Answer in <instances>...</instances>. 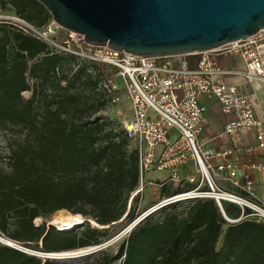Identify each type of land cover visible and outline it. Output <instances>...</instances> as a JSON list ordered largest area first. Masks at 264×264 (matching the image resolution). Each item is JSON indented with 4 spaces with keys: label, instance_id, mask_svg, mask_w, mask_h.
Masks as SVG:
<instances>
[{
    "label": "trees",
    "instance_id": "16d2710c",
    "mask_svg": "<svg viewBox=\"0 0 264 264\" xmlns=\"http://www.w3.org/2000/svg\"><path fill=\"white\" fill-rule=\"evenodd\" d=\"M0 4H9L15 16L36 27L52 20L39 0ZM65 58L64 52L14 21L0 19V131L9 136V152L0 154V230L18 241L40 240L44 252L101 240L88 220L73 230L47 224L57 211L80 212L107 225L130 215L138 197L130 200L139 182L137 149L123 128L108 127L109 121L97 114L108 101L107 88L100 83L114 68L81 60L66 70ZM28 76L34 78L32 84ZM50 83L55 90L48 93ZM24 90L32 91L29 99ZM182 201L187 207L176 211ZM222 206L224 212L214 198L163 205L161 218H153L152 212L143 217L116 253L103 251L85 264H112L118 259L120 264H264V222L247 218L230 222L224 214L236 218L241 209L227 200ZM38 217L42 225L35 224ZM0 264L73 263L0 243Z\"/></svg>",
    "mask_w": 264,
    "mask_h": 264
},
{
    "label": "built area",
    "instance_id": "2783aa9c",
    "mask_svg": "<svg viewBox=\"0 0 264 264\" xmlns=\"http://www.w3.org/2000/svg\"><path fill=\"white\" fill-rule=\"evenodd\" d=\"M13 19L26 32L65 52L114 68L100 85L108 91L121 86L130 102L131 116L123 122V129L139 157V182L131 192L130 200L142 195L147 184L152 182L146 179L149 172L168 170L167 178L173 183L183 186L190 182L193 185L164 196L155 209L186 199L214 198L223 212V200L240 207V215L236 218L224 214L230 222L246 218L264 222V157L243 162L227 160L234 152L255 148H243L240 142V136L250 131L254 132L256 146L264 148V117L255 111L254 94L245 91L241 83L229 79L242 77L245 83L258 81L264 84V27L245 38L201 51L142 56L107 45L88 44L82 34L67 29L68 36L63 42H73L76 48L59 46L49 26L36 27L18 16ZM54 22L52 19L51 23ZM235 61L239 66H233ZM56 72L60 73L58 67ZM111 76L117 77L119 84ZM28 81L32 84L34 78L28 76ZM61 84H66L64 78ZM51 92L53 90L48 88V93ZM202 95L215 97L228 115L220 133L230 137L228 148L215 150L200 139L205 121V106L200 101ZM216 157L224 159L215 163ZM190 164L192 172L184 173ZM251 170L263 174L262 193L255 189ZM222 180L231 187H221ZM151 212L141 213L139 218Z\"/></svg>",
    "mask_w": 264,
    "mask_h": 264
},
{
    "label": "water",
    "instance_id": "95a60500",
    "mask_svg": "<svg viewBox=\"0 0 264 264\" xmlns=\"http://www.w3.org/2000/svg\"><path fill=\"white\" fill-rule=\"evenodd\" d=\"M39 1L56 23L82 34L86 43L142 56L201 51L264 27V0Z\"/></svg>",
    "mask_w": 264,
    "mask_h": 264
},
{
    "label": "rangeland",
    "instance_id": "374dc122",
    "mask_svg": "<svg viewBox=\"0 0 264 264\" xmlns=\"http://www.w3.org/2000/svg\"><path fill=\"white\" fill-rule=\"evenodd\" d=\"M15 16L14 9L7 4L6 6H2L0 4V19H7L14 21L13 17ZM52 20L47 22L43 27H47L49 23H51ZM52 30V37L57 40L58 42L57 45L59 46H70L72 49L76 48V44L73 42H63L64 40L67 39V30L63 27H60L58 24L51 26ZM55 32V33H54ZM57 50L64 52L65 59H64V65L63 68L66 70H69L71 68H75L78 66V63L82 59V56L76 55L72 52L69 51H63L61 50L60 47H55ZM77 56L78 60L73 58V56ZM102 64V63H101ZM104 66H108L106 64H103ZM233 66H239V62L235 61L233 63ZM90 69L93 71V68L90 67ZM112 78L114 77V80L116 79V82L119 84V79L115 76H111ZM101 87L104 85H100ZM49 88L52 90H55L54 85L50 83ZM243 88H246L243 86ZM248 89L250 92H252L256 96V104L259 107H264V101L261 99L260 95L257 93L256 89L254 86L251 84L248 86ZM48 92V89L46 90ZM23 96L27 99H29L32 96V91L31 90H24L22 92ZM106 96L108 98L107 103L99 109L97 114L101 115L105 120L109 121L108 127L114 128V130H120L123 128V122L131 116V109H130V102L129 99L127 98V95L123 88L121 86L116 89L115 91H106ZM207 112H210V108H207ZM209 115V113H207ZM213 119L216 121V123L221 124L222 123V117L220 114H216ZM8 135L6 133H3L0 131V154H7L9 152L8 149V144L7 142L9 141ZM158 177L154 176L153 171L149 172L146 175L147 180H151L152 182L148 183L146 186V190L143 192V194H138L137 199L132 202V213L130 215H123L121 218L111 222L110 224L104 225L103 227H100L98 225H95L91 223V221L88 222L89 226L91 228H96L97 234H101V240L99 243L96 244L97 248L95 251L92 253H78L73 256H65L62 258H53L61 261H66L70 262L73 264H85V263H90L92 262L98 255H100L103 251L109 252V253H116L120 244L123 242V240L128 236L130 231L139 223V221L142 219L139 218L141 213L152 211L153 213V218L160 219L161 215L163 214L161 207H158L155 209V205L164 197L167 195L164 194H169V193H174L177 191L178 188H188L191 187L193 184L186 182L183 187L181 185H178L177 183H173L170 186L167 185L168 182H172L169 180L166 176L160 177V179H157ZM166 182V185H162V183ZM221 187L224 188H229L231 185L225 181H220ZM166 187L169 189V191H164L166 190ZM130 202V200H129ZM129 202L127 205V208L129 206ZM187 201H182L176 204L175 210L176 211H183L187 207ZM135 205V208L133 209V206ZM78 206V205H77ZM84 208H86L88 211H92L91 207L88 204H83ZM154 208V209H153ZM65 210V209H64ZM69 211V210H65ZM57 213V212H56ZM55 213V214H56ZM54 214V215H55ZM53 215V216H54ZM52 216V217H53ZM52 217L50 219H52ZM86 217L88 218H93L90 215H87ZM50 219H48V224L50 223ZM94 219V218H93ZM43 219H40L38 221L37 218H35L34 222L35 224L42 225L44 221ZM46 222V221H45ZM47 223V222H46ZM93 224V225H92ZM84 226L80 227L76 232V237H79L81 235L80 230ZM76 228V227H74ZM73 230V228H72ZM223 236V235H222ZM222 240V238L220 239ZM13 242V245H16L18 247H21L23 250H27L28 252H37L41 253V256L46 255V253L43 250L42 243L39 240L38 242L36 241H30L24 242V241H18L15 239L10 238L7 236L5 233H3L0 230V243H5L9 244ZM222 241L217 243L216 248H220ZM81 248V247H79ZM78 249V247L76 248ZM60 252V251H59ZM121 259L113 261L112 264H120Z\"/></svg>",
    "mask_w": 264,
    "mask_h": 264
},
{
    "label": "crops",
    "instance_id": "0c3cea01",
    "mask_svg": "<svg viewBox=\"0 0 264 264\" xmlns=\"http://www.w3.org/2000/svg\"><path fill=\"white\" fill-rule=\"evenodd\" d=\"M231 81H237L241 83V86L245 91L250 92L248 89V86L251 84L254 86L256 89L257 93L260 95L261 99L264 101V84L255 81L252 83H245L242 77H232L229 78ZM252 93V92H251ZM254 106H255V111L258 116L264 117V107H259L256 104V96L254 95ZM201 103L205 106V121H204V129L200 135V139L202 142L205 143L207 147L213 148L215 150H223L225 148H228L231 145V140L230 137L227 135H220V133L223 130L225 121L228 118V115L225 114L219 102L217 99L213 96H207V95H202L200 97ZM207 108H210V112H207ZM209 113V115L207 114ZM216 114H220L222 117V123L217 124L216 121L213 119V117ZM240 142L243 145V148L246 146H254L255 148L251 151H242V152H234L230 156L227 157V160H237L239 162L243 161H249V160H261L264 157V148L256 146V139L254 132L250 131L245 134H242L240 136ZM224 158L222 157H216L214 158L215 163H219L223 161ZM192 165L190 164L189 168H185L184 173H187V171L192 172ZM154 176L158 177L157 179H160L162 176H168L169 171L168 170H161V171H153ZM241 173V172H240ZM250 175L254 181V186L255 189L257 190L258 193H262V173L257 171V170H251Z\"/></svg>",
    "mask_w": 264,
    "mask_h": 264
},
{
    "label": "bare ground",
    "instance_id": "6f19581e",
    "mask_svg": "<svg viewBox=\"0 0 264 264\" xmlns=\"http://www.w3.org/2000/svg\"><path fill=\"white\" fill-rule=\"evenodd\" d=\"M56 24H58V23H56V22L49 23L48 26H49V31L51 33H53L52 30H51V26H54ZM46 28H48V27H46ZM65 210L61 209V210L57 211V213L52 217V219L49 220L50 223L54 224L59 229L69 230V229H72L74 227H77L80 222H82V221L85 222L87 220L91 221V223H93L95 225H98L100 227L104 226L103 224L98 223L95 219L88 218L84 214H81L80 212H71V211H65ZM37 219L39 221L41 218L38 217ZM11 243H13V242H11ZM96 248H97L96 245H90V246H85V247H81V248H78V249L63 250V251H60V252H55V253H53V255L56 256L57 258H62V257H65V256H67V257L68 256H73V255H76L78 253H83V254L92 253L93 251H95Z\"/></svg>",
    "mask_w": 264,
    "mask_h": 264
}]
</instances>
